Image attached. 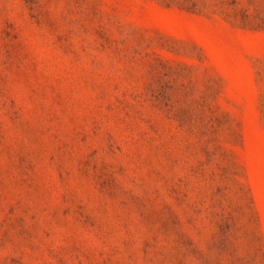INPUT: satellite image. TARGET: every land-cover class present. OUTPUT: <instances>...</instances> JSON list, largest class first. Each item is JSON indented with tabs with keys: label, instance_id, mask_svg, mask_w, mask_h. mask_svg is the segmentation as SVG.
Masks as SVG:
<instances>
[{
	"label": "rangeland",
	"instance_id": "374dc122",
	"mask_svg": "<svg viewBox=\"0 0 264 264\" xmlns=\"http://www.w3.org/2000/svg\"><path fill=\"white\" fill-rule=\"evenodd\" d=\"M0 264H264V0H0Z\"/></svg>",
	"mask_w": 264,
	"mask_h": 264
}]
</instances>
